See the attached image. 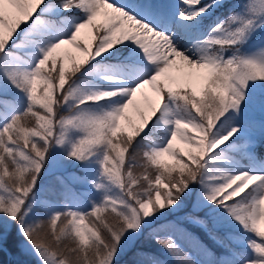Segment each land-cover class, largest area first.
Instances as JSON below:
<instances>
[{
    "label": "snow or ice",
    "instance_id": "snow-or-ice-1",
    "mask_svg": "<svg viewBox=\"0 0 264 264\" xmlns=\"http://www.w3.org/2000/svg\"><path fill=\"white\" fill-rule=\"evenodd\" d=\"M13 234L14 264H264V0H0Z\"/></svg>",
    "mask_w": 264,
    "mask_h": 264
},
{
    "label": "trees",
    "instance_id": "trees-1",
    "mask_svg": "<svg viewBox=\"0 0 264 264\" xmlns=\"http://www.w3.org/2000/svg\"><path fill=\"white\" fill-rule=\"evenodd\" d=\"M193 231H198V230L193 229ZM16 239L17 237L14 234L9 238L7 244L5 245V249L8 250L10 253L8 254L6 250L0 252L1 260L6 261L8 257H10V262L12 263H14L17 260L16 258L18 257V255L15 247Z\"/></svg>",
    "mask_w": 264,
    "mask_h": 264
},
{
    "label": "rangeland",
    "instance_id": "rangeland-1",
    "mask_svg": "<svg viewBox=\"0 0 264 264\" xmlns=\"http://www.w3.org/2000/svg\"><path fill=\"white\" fill-rule=\"evenodd\" d=\"M6 251L8 254L10 253L8 250H6ZM16 259H19V257H17ZM0 264H14V263L10 262V257H8V259L6 261H3L0 259Z\"/></svg>",
    "mask_w": 264,
    "mask_h": 264
}]
</instances>
